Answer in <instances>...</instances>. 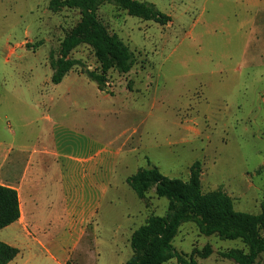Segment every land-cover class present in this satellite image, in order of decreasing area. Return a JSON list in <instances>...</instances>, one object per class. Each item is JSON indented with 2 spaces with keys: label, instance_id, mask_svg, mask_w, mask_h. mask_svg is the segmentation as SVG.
I'll return each instance as SVG.
<instances>
[{
  "label": "rangeland",
  "instance_id": "rangeland-1",
  "mask_svg": "<svg viewBox=\"0 0 264 264\" xmlns=\"http://www.w3.org/2000/svg\"><path fill=\"white\" fill-rule=\"evenodd\" d=\"M142 1L155 4L172 21L161 25L143 20L112 3L98 10L108 29L135 54L130 72L109 71L101 91L83 72L100 67L85 44L71 53L82 64L61 83L51 81L50 53L58 52L66 32L80 20L78 9L52 11L50 0H0V165L10 153L35 144L22 150V160L33 158L36 163L44 157L52 164L59 160L52 151L57 152L64 163L72 164V179L79 180V159L105 158L106 175L109 163L121 157L112 181L105 176L108 195L97 220L105 234L127 215L137 229L149 216L167 212V198L158 197L154 189L141 198L126 182L140 168L151 166L169 177L188 179L191 165L200 161L204 192L221 188L236 210L260 213L264 6L256 11L248 6L246 13L242 0ZM245 15L258 17L260 32H254V22H246ZM60 185L45 188L55 202L61 200ZM89 227L85 249L74 254L77 264H98L94 254L89 255L96 251L107 264L125 259L123 252L112 262L109 245L96 249L94 225ZM32 232L54 241L36 247L41 256L36 264H55L52 256L61 255L56 244L60 231ZM98 235L104 236L100 228ZM0 238L16 244L15 229L1 230ZM173 244L196 257L209 244L213 254L198 258L201 264H236L220 254L235 248L248 251L242 240L203 235L194 223H184ZM257 262L264 264V253Z\"/></svg>",
  "mask_w": 264,
  "mask_h": 264
},
{
  "label": "trees",
  "instance_id": "trees-1",
  "mask_svg": "<svg viewBox=\"0 0 264 264\" xmlns=\"http://www.w3.org/2000/svg\"><path fill=\"white\" fill-rule=\"evenodd\" d=\"M105 3H112L131 16L161 25L172 21L169 14L148 1L50 0L49 8L52 11L66 7L78 9L81 15L77 24L61 40L58 52L50 53L51 81L54 84L61 83L69 71L82 64L79 59L71 57V53L83 44L92 48L100 65L98 71L85 68L83 72L97 84L99 90L105 91L109 71L130 72L135 63V54L100 19L98 10ZM201 173V162L195 161L190 167L188 179L169 177L157 166L140 168L127 177V184L139 197H145L148 191L154 189L158 197L167 198L169 203L164 215L149 216L145 224L134 231L130 239L133 254L125 264H166L172 259H176L177 264H199L198 258L211 256L213 249L209 244L197 257L193 253L188 255L177 250L173 242L184 223H194L199 232L206 236L242 240L248 248L247 252L235 248L220 255L236 264H258V258L264 253V201L258 214L236 210L232 197L225 190L203 191ZM20 216L18 191L0 183V230ZM19 253L18 247L0 240V264H8ZM65 264L75 263L69 259Z\"/></svg>",
  "mask_w": 264,
  "mask_h": 264
},
{
  "label": "crops",
  "instance_id": "crops-1",
  "mask_svg": "<svg viewBox=\"0 0 264 264\" xmlns=\"http://www.w3.org/2000/svg\"><path fill=\"white\" fill-rule=\"evenodd\" d=\"M242 1L246 5V13H248V6L255 8V11L264 6V0ZM244 19L246 22L250 20L247 15ZM250 21L254 22V28H252L254 32H260L258 17ZM46 118L50 123L55 124L53 117L47 115ZM33 146L35 147V144L22 146L19 151L17 150L18 152L14 151L8 155L5 165L4 163L0 165V183L18 191L21 210L20 218L5 227L15 229L16 244L12 245L20 249V253L8 264H36L37 260L41 259V256H37L38 248L36 247L39 244L47 246L53 239L47 235H36L32 231L49 229L60 231L59 241L56 244L59 246L61 255L59 258L52 256L54 263L65 264L67 260L73 259L77 264L74 254L80 249H85L84 241L89 236L90 225H94L93 241L96 249L99 244L109 245L112 249L107 256L113 257L112 262L119 253H126L125 259L119 262V264H125L133 254L130 239L136 229L130 217L127 215L126 221L112 227L108 234H105L104 226L97 223L101 207L108 195L104 182L105 176L112 181L114 175H117L121 157H115L109 163L108 166L111 168L106 175L105 158L98 160L90 156L79 159L78 166L81 167L79 180H77L76 177L72 179V164L64 163L57 152L52 151L54 156L59 158L52 164H48L44 157L35 161L36 163H33V158L27 159L26 162L22 160V150H30ZM52 184H61L62 193L59 202L53 201L45 192V188ZM89 188L92 191L89 192ZM99 228L104 235L101 236L102 238L98 235ZM0 240L7 242L2 238ZM92 253L98 264H107L100 253L89 252V255ZM198 262L201 264V261L198 260Z\"/></svg>",
  "mask_w": 264,
  "mask_h": 264
}]
</instances>
